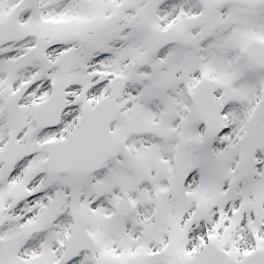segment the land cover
Here are the masks:
<instances>
[{
  "label": "snow or ice",
  "instance_id": "6c2138e0",
  "mask_svg": "<svg viewBox=\"0 0 264 264\" xmlns=\"http://www.w3.org/2000/svg\"><path fill=\"white\" fill-rule=\"evenodd\" d=\"M0 264H264V0H0Z\"/></svg>",
  "mask_w": 264,
  "mask_h": 264
}]
</instances>
